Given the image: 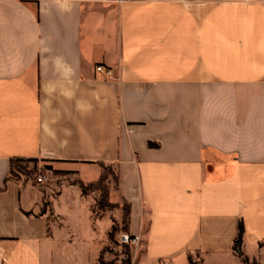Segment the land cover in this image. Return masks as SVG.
Wrapping results in <instances>:
<instances>
[{
	"label": "crops",
	"instance_id": "1",
	"mask_svg": "<svg viewBox=\"0 0 264 264\" xmlns=\"http://www.w3.org/2000/svg\"><path fill=\"white\" fill-rule=\"evenodd\" d=\"M118 1L0 0V264H96L102 164L137 264H264V0Z\"/></svg>",
	"mask_w": 264,
	"mask_h": 264
},
{
	"label": "rangeland",
	"instance_id": "2",
	"mask_svg": "<svg viewBox=\"0 0 264 264\" xmlns=\"http://www.w3.org/2000/svg\"><path fill=\"white\" fill-rule=\"evenodd\" d=\"M26 166V165H25ZM49 166L44 163L38 164L36 167L33 164H28V168L21 176L24 179L37 180L39 176H46V182L43 186H48L53 191L57 192L62 188L63 184L78 183L77 178L69 174H55L48 170ZM110 172V171H109ZM109 190L116 189L117 183L112 175H109L107 182ZM90 199L93 206V215L96 219H106L110 222V230L107 233V241L103 246L101 256L96 264H137L140 257L143 255L142 246L125 245L121 243V237L126 234L124 224V203L109 202L105 206H101V196L98 192H90ZM54 194V193H53ZM96 201V203L94 202ZM46 201L49 202V199ZM46 206L49 203H45ZM130 262V263H129Z\"/></svg>",
	"mask_w": 264,
	"mask_h": 264
},
{
	"label": "trees",
	"instance_id": "3",
	"mask_svg": "<svg viewBox=\"0 0 264 264\" xmlns=\"http://www.w3.org/2000/svg\"><path fill=\"white\" fill-rule=\"evenodd\" d=\"M154 145L155 144L150 143L151 147H153ZM28 164H33L36 167L38 165V160L20 159V158L13 160L11 163V176L20 178L23 175V173H25V171L27 170ZM101 168H102V175H101L100 180L97 183L86 185L82 182H79L78 184L80 185L83 193H86L88 191H95V192L100 193V196H101L100 204L101 206H105V204L109 202V196H110V190H109V187L107 186L109 175L113 176L117 184L119 183V177L112 167L105 166L102 164ZM48 169H51V168H48ZM123 219H124V224H125L124 231L127 234L129 232V225H130V206L127 204H125V207H124ZM244 231H245L244 225L240 224L238 238L234 245V250L238 253L239 256H242L241 246H242ZM189 260L191 264H196L193 261L192 257H190Z\"/></svg>",
	"mask_w": 264,
	"mask_h": 264
},
{
	"label": "built area",
	"instance_id": "4",
	"mask_svg": "<svg viewBox=\"0 0 264 264\" xmlns=\"http://www.w3.org/2000/svg\"><path fill=\"white\" fill-rule=\"evenodd\" d=\"M124 1H131V0H119V3H122ZM97 72L105 74L108 77H112V71L106 69L104 66L102 65H98L96 68ZM46 176H39L37 179V182L39 184H44L46 182ZM141 236L140 235H135V236H131L130 234H123L121 237V243L125 244V245H132V246H140L141 244Z\"/></svg>",
	"mask_w": 264,
	"mask_h": 264
}]
</instances>
